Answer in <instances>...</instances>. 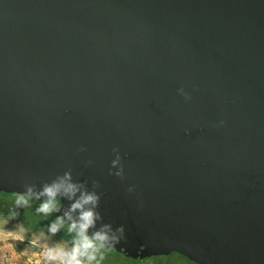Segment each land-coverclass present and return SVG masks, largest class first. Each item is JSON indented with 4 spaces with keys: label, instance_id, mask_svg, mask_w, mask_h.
<instances>
[{
    "label": "water",
    "instance_id": "95a60500",
    "mask_svg": "<svg viewBox=\"0 0 264 264\" xmlns=\"http://www.w3.org/2000/svg\"><path fill=\"white\" fill-rule=\"evenodd\" d=\"M66 173L125 258L264 264V0H0V194Z\"/></svg>",
    "mask_w": 264,
    "mask_h": 264
},
{
    "label": "clouds",
    "instance_id": "9594fccd",
    "mask_svg": "<svg viewBox=\"0 0 264 264\" xmlns=\"http://www.w3.org/2000/svg\"><path fill=\"white\" fill-rule=\"evenodd\" d=\"M180 91L183 92L182 89ZM78 192L79 196H77ZM60 196L66 197L71 203L64 210L63 216H57L49 224L48 232L55 235L61 228H66L72 236L71 247L65 248L59 243L52 246L44 244L42 252L38 255L43 256L44 264H100V261L103 260L101 250L108 247L110 241L115 240L116 237L114 234L110 235L109 225L96 228L97 221L100 219L99 214L95 211L98 197L95 193L82 190L81 185L73 183L70 174L66 173L51 184H45L39 192L28 188L26 192L16 194L15 206L16 208L29 207L31 201L45 197L35 211L48 216L53 211L61 209V201L58 199ZM17 214L15 210L10 211L11 216ZM90 229L95 230L90 233ZM20 231L24 232L25 229L21 227ZM8 235L14 236L18 240L24 238L22 235L12 232H9ZM39 239V237H34L31 241L32 245H37ZM28 264H32L31 259ZM35 264H41V260L37 259Z\"/></svg>",
    "mask_w": 264,
    "mask_h": 264
},
{
    "label": "rangeland",
    "instance_id": "374dc122",
    "mask_svg": "<svg viewBox=\"0 0 264 264\" xmlns=\"http://www.w3.org/2000/svg\"><path fill=\"white\" fill-rule=\"evenodd\" d=\"M3 199L4 200L0 201L1 210L3 209L2 206L4 207L6 206L7 209L12 210L14 208L13 205H15V198H6V199L3 198ZM38 205L39 204L35 203L34 201H31V204L29 207H21V208H18V210L22 211V213H24L28 217L38 218L39 216L35 215V214H38L35 211ZM1 210H0V250H3V248H5L6 245L12 244L13 247L17 250V252L22 256L23 264H28L29 259H31L32 264H35V261L37 259L41 260V264H44L43 256L38 255L39 253L42 252V246L44 244L52 246V245H56L57 243L52 242L49 239L39 237L40 239H39L38 244L35 246L32 245L31 241L34 237H28L25 231L21 232L20 231L22 227L21 225L5 221V219H3L4 217H3V213L1 212ZM9 232L22 235L24 238L23 240L15 239L14 236L8 235ZM101 252L103 255V260L100 261L101 264H137L135 263L136 261L133 262V260L131 259L130 260H126L123 258L121 259L113 253L112 254L107 253L103 249L101 250ZM7 254H10V252H7ZM146 263L158 264L154 261H150ZM164 264H195V263L189 261L187 258L182 257L178 254H173L171 257L167 259V261Z\"/></svg>",
    "mask_w": 264,
    "mask_h": 264
},
{
    "label": "trees",
    "instance_id": "16d2710c",
    "mask_svg": "<svg viewBox=\"0 0 264 264\" xmlns=\"http://www.w3.org/2000/svg\"><path fill=\"white\" fill-rule=\"evenodd\" d=\"M3 198L5 199L15 198V196L0 194V201L4 200ZM33 201L39 204L38 201L36 200H33ZM2 207L3 209L1 210L0 208V210L3 213V217H4L3 219H5V221L7 222L21 225L25 229V232L27 233L28 237H42V238L49 239L52 242H55L57 244L58 243L62 244L66 248L71 247L72 236L67 231L66 228H61L60 231H58L55 235H52L51 233L48 232L49 224L56 219V216L53 213H51L48 216H44L43 214H35L39 216L38 218L35 217L36 218L35 219L33 217L26 216L24 213H22V211H19L15 205H13L14 208L12 209L18 213L15 216L10 215V211L12 210L7 209L6 206L5 207L2 206ZM41 233H43V236H41ZM103 250H105L107 253H110V254L113 253L121 259L123 258L126 260H130L128 258H124L123 256H121L114 250L108 249L107 247ZM135 263L144 264V263H139V262H135ZM146 264H150V263H146Z\"/></svg>",
    "mask_w": 264,
    "mask_h": 264
},
{
    "label": "crops",
    "instance_id": "0c3cea01",
    "mask_svg": "<svg viewBox=\"0 0 264 264\" xmlns=\"http://www.w3.org/2000/svg\"><path fill=\"white\" fill-rule=\"evenodd\" d=\"M0 251V264H23L22 256L17 252L12 244L6 245L5 248ZM7 252H10V254H7Z\"/></svg>",
    "mask_w": 264,
    "mask_h": 264
}]
</instances>
